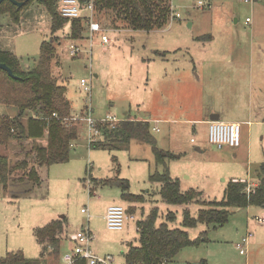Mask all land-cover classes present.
<instances>
[{"label": "rangeland", "instance_id": "obj_1", "mask_svg": "<svg viewBox=\"0 0 264 264\" xmlns=\"http://www.w3.org/2000/svg\"><path fill=\"white\" fill-rule=\"evenodd\" d=\"M171 1L178 18L149 32L128 29L121 22L108 26L98 18L112 40L109 45H102L101 37L95 35L90 48L86 33L81 41L74 42L70 26H65L56 34L60 43L57 46L55 42L51 73L67 88L73 118L79 119L74 123L84 126L81 117L85 110L84 114L89 113L88 109L97 120L111 115L119 121L130 118L150 122L158 148L180 156L167 163L171 177L183 181L185 191L190 186L205 191L203 201H220L226 183L233 178L258 184L264 163V0ZM20 14L18 24L9 15L0 17V49L14 53L22 69L29 71L36 66L42 43L51 39L52 21L37 2ZM72 46L79 48L75 55ZM230 57L231 65L247 68L246 77L253 75L254 80V126L243 127V147L238 153L210 144L208 125L186 122L201 118L203 108L211 102L208 95L220 94L224 86L221 71L231 66L227 62ZM83 79L91 87L90 93L82 86ZM229 83V89L235 91L240 81L234 76ZM205 85L208 95L203 92ZM1 116L14 118L17 109L0 103ZM248 128L252 129L249 142ZM81 137L74 144L70 162L50 167L46 190H34L33 196L31 192L25 194L32 186L28 181H11L7 190L0 184V260L16 251L38 258L41 246L34 230L57 219L67 221L60 264H66L65 257L75 250L69 230L77 233L90 228L95 236L91 251L101 257L112 256L114 264H126L125 254L131 245H139L137 222L153 211L158 213L159 224L168 222L171 228L183 229L185 207L164 203L160 184L149 180L152 173L163 171L156 165L150 145L132 141L122 150L93 149L86 129ZM38 144L40 140L27 141L23 146L0 142V156H7L13 167L28 158L29 150ZM116 177L128 180L130 192L141 195L144 202L128 204L121 199L119 187L102 184ZM112 205L136 208L135 213L128 211L130 218L123 231L107 226L104 216ZM200 208L189 206L195 217ZM249 208L235 210L222 227L200 224L189 229L191 239L207 232L208 241L182 250L172 264H199L202 260L208 264H264V226L255 219L264 218V207ZM250 233L247 255H242L237 244ZM44 264H49V259Z\"/></svg>", "mask_w": 264, "mask_h": 264}, {"label": "trees", "instance_id": "obj_2", "mask_svg": "<svg viewBox=\"0 0 264 264\" xmlns=\"http://www.w3.org/2000/svg\"><path fill=\"white\" fill-rule=\"evenodd\" d=\"M17 1L26 2V4L18 8L9 2L5 3L0 6V17L9 15L13 22L18 24L21 11L37 2L47 10L52 21L51 39L42 43L41 54L34 69L23 70L14 53L0 49V63L10 67L18 77L12 78L0 69V103L17 109V116L14 118L0 117V142L13 141L23 146L27 141H41V144L32 146L28 152V158L18 161L13 167L10 166L7 156H0V184L4 190H7L11 181L20 183L28 181L32 186L25 194L31 192L34 196V190H46L51 166L70 162L74 144L82 138L84 130H87L86 123L81 127L73 122L72 106L66 96L67 88L53 77L50 64L60 43L56 34L69 25L71 40L81 41L88 28V13H85L81 19L70 21L59 13L60 0ZM79 1L82 6L92 3L97 20L101 18L100 20L108 23L106 24L108 26H115L121 22L128 29L149 32L165 26L173 18L171 0ZM85 111L82 115H86ZM97 129L98 138L90 144V148L93 149L122 150L129 147L132 141L150 145L155 155L156 165L161 166L163 171L152 173L149 180L160 184V195L164 203L185 207L183 229L171 228L168 222L159 224L156 211L138 221L139 245H131L125 254L126 264H172L182 250L201 246L208 241L207 232L196 239H191L189 229L196 228L200 224L212 228L222 227L228 223L235 210L264 207V163L261 164L258 184L255 188L249 190V184L246 181H231L226 186L222 200L203 201L201 191L197 189L182 191L180 182L171 177L167 163L180 156L166 153L158 148L157 141L151 132L150 122L128 118L114 126L99 123ZM11 177L17 179L12 180ZM102 184L119 187L122 191V200L128 204L144 202L141 195L130 192V182L126 179L119 177L106 179L102 181ZM92 191L94 193V190ZM191 205L201 207L196 217L189 209ZM126 211L127 214L128 211L135 213L136 208L129 207ZM66 226L67 221L64 218L53 220L34 230L35 237L41 246L38 258H28L22 251H16L8 253L0 260V264H44L48 259L49 264H60L59 254ZM73 264H88V262L77 258ZM199 264L208 263L202 260Z\"/></svg>", "mask_w": 264, "mask_h": 264}, {"label": "built area", "instance_id": "obj_3", "mask_svg": "<svg viewBox=\"0 0 264 264\" xmlns=\"http://www.w3.org/2000/svg\"><path fill=\"white\" fill-rule=\"evenodd\" d=\"M248 3H252V0H246ZM59 13L60 15L68 20H77L84 17L85 13H88V21H87V31L86 38L88 40L87 34H89V38L91 39L95 35H99L101 37L102 45H109L111 43V39L106 35L105 30L102 25L97 21L95 15V8L93 4H89L87 6H82L79 0H60L59 2ZM173 18L176 19L178 16L173 14ZM172 18V19H173ZM247 22H250L247 19ZM90 48L94 46V39L89 41ZM71 51H73V55L79 48L76 46L71 47ZM82 86L85 88L87 93L91 92V87L88 85L87 81L83 79L81 81ZM89 113L82 118V121L86 123L87 133H88V144L90 145L92 142H95L98 138L99 131L97 129V125L101 124H110L114 126L120 121L111 115H108L103 119H94L92 116L93 111L88 109ZM72 120H79L73 118ZM208 140L210 144H212L216 149L223 150L226 147L229 148H239L243 143V127L239 123L226 122L223 120L219 121H209L208 122ZM194 141V140H192ZM253 189L252 186L249 185V190ZM85 212V210H83ZM106 222L107 226L110 230L115 231H123L126 222L129 219L126 208L122 205H112L107 209L106 214ZM256 221L259 224L264 226V218L256 217ZM73 240L75 241V250L72 255H68L65 257L66 264H73L77 258L87 260L88 264H114V258L112 256L100 257L96 256L91 251V242L94 240V236L90 229L87 227L82 231H78L77 233H72ZM252 234L250 233L248 237H245L240 244H238V249L242 255L247 254V246L250 242V238Z\"/></svg>", "mask_w": 264, "mask_h": 264}, {"label": "crops", "instance_id": "obj_4", "mask_svg": "<svg viewBox=\"0 0 264 264\" xmlns=\"http://www.w3.org/2000/svg\"><path fill=\"white\" fill-rule=\"evenodd\" d=\"M227 62L229 65H231V63L233 62V57H230ZM247 72H248L247 68L239 67L236 65L224 67L223 70L221 71L222 79L224 80V82H223L224 86L222 85V88H220V94L217 91L213 95H208V93L210 91L207 90L206 85H205L203 92H204V95L206 94L210 97V101H211L210 105L208 104L207 106H205L203 108L201 118H199V119L198 118H191L186 122H188L189 124H193V125H198V124H202V123L208 125V122L211 121L212 116L219 115L220 120H222V117H225V120H223V121H226V122L239 123L242 125V127L254 126V123L252 121V115H251L253 112L254 80H253V75H252V77H249V76L246 77ZM250 73L252 74V71H250ZM234 76H235L236 81H238V82L240 81V83L237 85L238 88H236L235 91H234V88L232 90L231 88L229 89V87H228V85L230 84L229 81ZM212 93L213 92L211 89L210 94H212ZM227 104L232 105L233 109H230V107H228ZM203 105H204V102H203ZM157 130L160 131L159 129H157ZM251 130H252L251 128H248L247 142H249V139H251ZM207 133H208V129H207ZM192 140H194V139H192ZM242 147H243V143L239 148H235V149L229 148V147L228 148L231 150H234L235 153H238L237 150H239ZM176 179L180 182L182 191H185V190H183V181H181L179 178H176ZM231 181H244V182L246 181V182L250 183L249 185L252 186L253 188H255L257 186V183H255L253 181H247L244 179L233 178ZM227 184L228 183H226V186H227ZM189 189H194V188L190 186ZM189 189H186V191ZM148 192H149V190H148ZM201 192L203 193V197L207 196L205 191H201ZM121 194H122V191H121ZM109 207L110 206H108L107 209ZM248 209H250V208H248ZM106 214H107V210H106ZM106 214L104 216L105 218H106ZM90 231H91V229H90ZM73 232L74 231L69 230V233H70V235L68 236L69 239L72 238L71 236H72ZM92 234H93V232H92ZM93 236H94V234H93ZM94 239H95V236H94ZM242 240H241V242H242ZM238 244H240V243H238ZM238 244H237V248H238ZM96 256H99V255H96Z\"/></svg>", "mask_w": 264, "mask_h": 264}, {"label": "water", "instance_id": "obj_5", "mask_svg": "<svg viewBox=\"0 0 264 264\" xmlns=\"http://www.w3.org/2000/svg\"><path fill=\"white\" fill-rule=\"evenodd\" d=\"M5 0H0V5L4 2ZM14 5H16L18 8H22L26 2H17L16 0H10ZM0 69L4 70L5 72H7V74L12 77L17 79L18 77L15 76V74L13 73L12 69L10 67H8L6 64L4 63H0ZM220 120V116L216 115V116H212L211 117V121H219Z\"/></svg>", "mask_w": 264, "mask_h": 264}, {"label": "flooded vegetation", "instance_id": "obj_6", "mask_svg": "<svg viewBox=\"0 0 264 264\" xmlns=\"http://www.w3.org/2000/svg\"><path fill=\"white\" fill-rule=\"evenodd\" d=\"M16 1H17V0H16ZM8 2L11 3V4H13L10 0H5L1 5L5 4V3H8ZM17 2H19V1H17ZM1 5H0V6H1ZM13 5H14V4H13ZM15 6H16V5H15Z\"/></svg>", "mask_w": 264, "mask_h": 264}]
</instances>
